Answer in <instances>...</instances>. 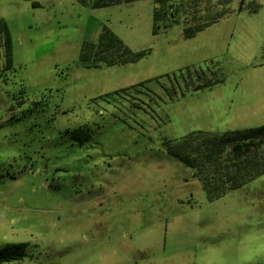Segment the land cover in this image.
Instances as JSON below:
<instances>
[{
    "label": "rangeland",
    "instance_id": "rangeland-1",
    "mask_svg": "<svg viewBox=\"0 0 264 264\" xmlns=\"http://www.w3.org/2000/svg\"><path fill=\"white\" fill-rule=\"evenodd\" d=\"M255 1L250 13L240 0H183L180 24L155 35L152 0H0L14 59L4 71L0 38V248L28 244L24 260L4 264H264V175L209 201L168 150L192 133L264 125ZM223 12L185 39L184 24ZM104 26L149 55L82 68L83 45ZM81 127L89 140L71 136Z\"/></svg>",
    "mask_w": 264,
    "mask_h": 264
},
{
    "label": "trees",
    "instance_id": "trees-1",
    "mask_svg": "<svg viewBox=\"0 0 264 264\" xmlns=\"http://www.w3.org/2000/svg\"><path fill=\"white\" fill-rule=\"evenodd\" d=\"M81 5L93 9L131 4L142 0H76ZM153 33L160 30V23L167 22L165 29L179 25L177 14L184 12L183 0L181 7L174 0H152ZM260 5L252 0L245 7V0H240L239 12L245 10L256 13ZM229 13L215 15L211 20L194 25H185V39H192L206 28L218 23ZM0 38L5 51L4 71L14 66L12 37L7 23L0 19ZM150 51L133 52L114 32L104 26L97 41L83 45L79 62L84 69H101L102 67L124 66L135 64L149 55ZM157 80V79H156ZM142 82L135 86L116 91L114 94L136 90L138 86L150 83ZM213 83L206 81L194 90L211 87ZM108 94L107 96H111ZM74 139L87 141L90 139L88 127H81L71 133ZM169 153L192 169L200 181L203 191L209 201L224 197L231 191L240 189L255 179L264 175V125L246 130H237L217 134L213 132H196L183 137L169 147ZM27 243H8L0 248V264L24 260L27 257Z\"/></svg>",
    "mask_w": 264,
    "mask_h": 264
}]
</instances>
